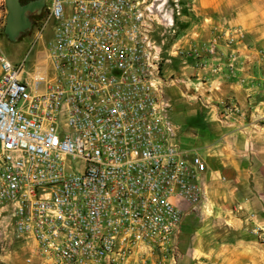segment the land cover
<instances>
[{"label": "built area", "instance_id": "obj_1", "mask_svg": "<svg viewBox=\"0 0 264 264\" xmlns=\"http://www.w3.org/2000/svg\"><path fill=\"white\" fill-rule=\"evenodd\" d=\"M168 2L46 0L41 71L0 47V216L34 239L24 264H123L139 247L178 263L182 203L207 201V165L178 142L166 95L156 35L174 26ZM246 38L240 26L217 30L194 45L195 67L241 71L239 51L221 46Z\"/></svg>", "mask_w": 264, "mask_h": 264}, {"label": "crops", "instance_id": "obj_2", "mask_svg": "<svg viewBox=\"0 0 264 264\" xmlns=\"http://www.w3.org/2000/svg\"><path fill=\"white\" fill-rule=\"evenodd\" d=\"M187 1L188 16H181L187 23L174 39L160 40L163 77L178 142L206 162L207 201L195 208L182 203L177 264H264V0ZM230 26L247 33L237 46H221L225 55L239 51L241 71L223 66L204 77L194 45ZM229 103L242 113H229ZM123 264H170V258L139 247Z\"/></svg>", "mask_w": 264, "mask_h": 264}, {"label": "rangeland", "instance_id": "obj_3", "mask_svg": "<svg viewBox=\"0 0 264 264\" xmlns=\"http://www.w3.org/2000/svg\"><path fill=\"white\" fill-rule=\"evenodd\" d=\"M187 0H178L179 14L176 13L174 1L169 0L166 7L169 11L174 8V26L172 28L159 27L157 31V39H165L169 41L174 39L178 33V26L181 23H187L184 17L188 16V8L185 6ZM5 0H0V23L4 21L5 7L3 5ZM2 15V16H1ZM42 27L40 22L38 27L33 32L32 36L20 38L17 41L8 40L3 38L0 40V45L4 53L14 62H22L25 57V69L27 71L34 69L35 59L38 62V70L41 71L43 62L45 61L46 52L44 50L48 39L52 36V29L46 28L44 38L36 41V33ZM2 28L0 24V29ZM163 34V35H162ZM33 49V50H32ZM28 74L26 73L25 76ZM10 212H6L0 216V264H24L26 259L32 255L34 249V239L31 237H18L14 234L12 229V220L9 216ZM154 254H161L162 252L155 248L152 252Z\"/></svg>", "mask_w": 264, "mask_h": 264}, {"label": "water", "instance_id": "obj_4", "mask_svg": "<svg viewBox=\"0 0 264 264\" xmlns=\"http://www.w3.org/2000/svg\"><path fill=\"white\" fill-rule=\"evenodd\" d=\"M8 17L6 31L12 41H17L30 27V20L26 11L32 7H39L41 0L35 4L21 6L18 0H6Z\"/></svg>", "mask_w": 264, "mask_h": 264}, {"label": "flooded vegetation", "instance_id": "obj_5", "mask_svg": "<svg viewBox=\"0 0 264 264\" xmlns=\"http://www.w3.org/2000/svg\"><path fill=\"white\" fill-rule=\"evenodd\" d=\"M21 6L29 5V4H35L39 2L40 0H18ZM5 7V15L3 23L1 22L2 28L0 29V40L3 38H7L8 40H11L9 37V34L6 31V24H7V17H8V9H7V3L5 0V3H3ZM26 15L29 18L31 24L27 32H25L22 36L18 38H25V37H30L32 36L33 32L35 29L38 27L39 23H43L44 18L46 16V0H41V3L39 7H32L31 9L26 11ZM2 16V15H1ZM1 47V45H0ZM46 50V47L44 48Z\"/></svg>", "mask_w": 264, "mask_h": 264}]
</instances>
